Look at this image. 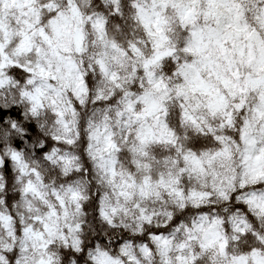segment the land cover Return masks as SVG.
Masks as SVG:
<instances>
[{
    "label": "clouds",
    "instance_id": "obj_1",
    "mask_svg": "<svg viewBox=\"0 0 264 264\" xmlns=\"http://www.w3.org/2000/svg\"><path fill=\"white\" fill-rule=\"evenodd\" d=\"M0 264H264V0H0Z\"/></svg>",
    "mask_w": 264,
    "mask_h": 264
}]
</instances>
